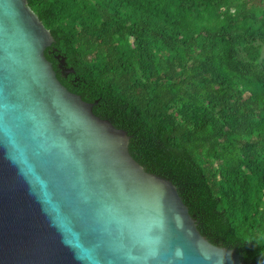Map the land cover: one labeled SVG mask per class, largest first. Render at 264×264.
Segmentation results:
<instances>
[{
    "label": "trees",
    "instance_id": "1",
    "mask_svg": "<svg viewBox=\"0 0 264 264\" xmlns=\"http://www.w3.org/2000/svg\"><path fill=\"white\" fill-rule=\"evenodd\" d=\"M27 3L60 82L127 131L203 235L264 264V0Z\"/></svg>",
    "mask_w": 264,
    "mask_h": 264
},
{
    "label": "water",
    "instance_id": "2",
    "mask_svg": "<svg viewBox=\"0 0 264 264\" xmlns=\"http://www.w3.org/2000/svg\"><path fill=\"white\" fill-rule=\"evenodd\" d=\"M52 41L27 0H0V264H247L60 82Z\"/></svg>",
    "mask_w": 264,
    "mask_h": 264
},
{
    "label": "flooded vegetation",
    "instance_id": "3",
    "mask_svg": "<svg viewBox=\"0 0 264 264\" xmlns=\"http://www.w3.org/2000/svg\"><path fill=\"white\" fill-rule=\"evenodd\" d=\"M62 74L65 75L64 72Z\"/></svg>",
    "mask_w": 264,
    "mask_h": 264
}]
</instances>
